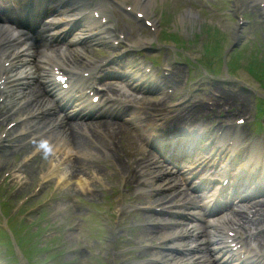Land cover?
<instances>
[{
  "label": "rangeland",
  "instance_id": "1",
  "mask_svg": "<svg viewBox=\"0 0 264 264\" xmlns=\"http://www.w3.org/2000/svg\"><path fill=\"white\" fill-rule=\"evenodd\" d=\"M183 1V0H182ZM194 1H196V2H198L199 3V1L198 0H194ZM186 3H185V5H187V4H190V3H188L189 2V0H186L185 1ZM192 2V1H191ZM181 5H183L182 3H181ZM181 5H179V7L181 6ZM185 7V6H184ZM257 7V6H256ZM260 12V9H258V12L257 13H259ZM238 13H239V11H238ZM237 13V14H238ZM227 14H228V12L226 13V16H223V18L220 20V19H215L214 21L216 22V23H218V25H220L221 27L223 26L224 28H225V31H227V33H232L234 30H233V27H234V24L237 22V20H231L230 18H229V16H227ZM229 15V14H228ZM206 17L207 18H211V16H209V15H206ZM263 18H264V16H262ZM255 19H259L260 21L259 22H257L258 24H256V22H255V20L254 21H252V23L249 25V27L248 28H244V30L246 31V40H251V41H255V39H254V36L251 34V33H249L251 30H254V28L256 29V28H258V29H260V32H259V39H260V42H258V45H259V43H264V20L262 19V18H260V17H254ZM229 20V21H227V20ZM202 20H203V18H202ZM186 32H189V28L186 30ZM147 35H148V33L147 32H145ZM226 35V36H230L231 37V35ZM248 35H250V36H252V37H249ZM230 37H229V39H227V41H229L230 40ZM201 39V38H200ZM199 39V41L201 42V40ZM167 44H170V41H168V42H166ZM229 43H230V41H229ZM171 45V44H170ZM167 48H164L162 51H161V54L159 53V52H156L155 53V55H154V58L156 59V60H158L159 62H166V60L168 61L169 60V62H168V64H172L171 65V67H172V69L173 70H175V71H178V70H180V74L182 75V77L180 78V81H179V87L178 88H180V90H181V88H185V87H187V85L186 84H184V77H185V68H183L184 67V65H182V64H175V63H173V60H174V56H175V54H174V49L172 50V48H171V50H170V48L168 49V50H166ZM197 49H198V47H196V45L194 44L193 46H190V48L188 49V50H185L184 51V53L186 54V55H190V57L191 58H193L194 56H199L201 53H198V51H197ZM167 67H169L168 65H167ZM198 86H199V84H198V82L197 83H195V84H192V86L189 88L190 90H189V92L187 93V92H185L184 90H183V93H184V96L185 97H188L190 100H196V99H201V100H203V98H204V100H206V99H208V97H205V94H203V90L204 89H210L211 91H216L217 93H219L220 95L221 94H224V95H229L230 94V92L232 93V94H235V95H237V91L239 92V95L241 96V90H240V86H239V83L238 82H236L235 84H233V83H231V84H227L226 86L225 85H223V84H216V86L214 87V88H210L212 85H210V86H199V88H198ZM224 87V88H223ZM188 88V87H187ZM198 89H201L202 90V92L200 93V92H198ZM225 90V91H224ZM230 91V92H229ZM223 92V93H222ZM205 93V92H204ZM243 93H245V92H243ZM246 94V93H245ZM214 98V97H213ZM237 99V101H236V104H235V106H232V107H230L231 109H236V108H238V106H240V103H239V101H238V97L236 98ZM250 99H251V97L248 95L247 96V100H246V105H242V106H244L242 109H244L245 110V112L246 111H252L253 110V103L252 102H250ZM209 101H213L212 99H208ZM214 100H215V98H214ZM246 107V108H245ZM247 113V112H246ZM219 114H221V115H223V113H219ZM212 117V116H211ZM223 120H225V119H223ZM227 122L229 121V123H231L232 121H233V118H230V119H228V120H226ZM123 155H124V157L126 158V159H128V160H131V158L128 156V153H127V150L125 151V152H123ZM5 160H6V163L7 164H9L10 166H7V168H10L12 165L11 164H13L14 163V161L15 162H18L19 160L18 159H15V157L13 156H11V157H6L5 158ZM5 162V161H4ZM35 168V167H34ZM34 168H33V166L31 165V166H29V167H27L26 168V170L24 169V171L26 172V175L28 174V175H31L30 176V179H32V178H34L35 179V177L37 176L36 175V172H34ZM0 171H1V168H0ZM68 192L69 193H72L73 192V189L72 188H70V189H68ZM100 196V195H99Z\"/></svg>",
  "mask_w": 264,
  "mask_h": 264
},
{
  "label": "bare ground",
  "instance_id": "2",
  "mask_svg": "<svg viewBox=\"0 0 264 264\" xmlns=\"http://www.w3.org/2000/svg\"><path fill=\"white\" fill-rule=\"evenodd\" d=\"M111 87V86H110ZM117 90H115V88H108V91L107 92H110V93H112L113 94V92H116ZM195 108H196V106L195 107H193V108H190V109H184L183 111H184V115H187L188 116V118H195L196 116L194 115L195 113ZM198 109V108H197ZM194 113V114H193ZM62 157V156H61ZM60 157V158H61ZM56 174V177H58V176H60V179H61V177H63L64 176V174H60V173H57L56 171H55V173H53L52 175H55ZM77 179H78V177H76Z\"/></svg>",
  "mask_w": 264,
  "mask_h": 264
}]
</instances>
